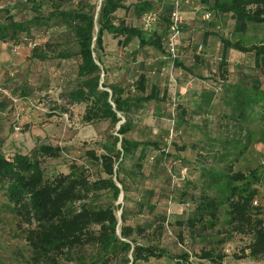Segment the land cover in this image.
Listing matches in <instances>:
<instances>
[{
	"label": "trees",
	"instance_id": "obj_1",
	"mask_svg": "<svg viewBox=\"0 0 264 264\" xmlns=\"http://www.w3.org/2000/svg\"><path fill=\"white\" fill-rule=\"evenodd\" d=\"M178 1L183 18L185 5L202 12V40L185 44L184 21L175 59L168 39L176 0H102L99 9L86 0H15L0 7L3 44L64 32L75 50L60 49L56 59L75 60L76 73L62 100L85 105V123L118 126L116 135L81 148L36 141L11 156L0 144V221L8 215L24 233L28 264H191L181 249L187 240L202 246L205 264H224L223 250L234 243L233 259L264 261V161L249 159L262 157L257 147L264 146V0ZM159 8V21L145 32L143 16ZM106 35L133 47L137 71L120 83L106 80ZM53 44L35 46L34 57L46 61ZM232 52L245 62L232 64ZM175 71L212 86L188 95ZM7 101L0 94V111ZM149 117L167 118L179 139L171 140L170 129L156 140L130 139ZM188 127L198 141L183 139ZM172 205L181 211L171 213ZM171 234L175 249L165 244Z\"/></svg>",
	"mask_w": 264,
	"mask_h": 264
},
{
	"label": "rangeland",
	"instance_id": "obj_2",
	"mask_svg": "<svg viewBox=\"0 0 264 264\" xmlns=\"http://www.w3.org/2000/svg\"><path fill=\"white\" fill-rule=\"evenodd\" d=\"M14 1L0 0V7L8 6L9 8ZM86 1L98 6L99 9L102 0ZM136 1L139 0H129V3ZM12 13L20 14L17 16L18 19L30 18L28 14H21L20 10H14ZM183 13L184 21L188 27L183 32V41L186 45L189 41L200 43L202 33L199 30L201 29L202 12L197 5H185ZM3 15H5L3 12L0 13V17ZM128 18L132 25H138L134 15ZM58 32L63 34H58ZM48 41L51 44L55 42L57 45L53 46L55 45L53 44V48L48 50L47 60L41 61L36 56L34 57L36 54L33 51L35 46L41 48ZM104 42L106 49L102 57L109 72L106 80L109 83H120L129 79L137 71V64L130 55V50L133 47L124 48L122 41L109 35L105 36ZM68 46L71 47L72 51L75 50L73 42L66 39L64 32L58 29L47 35L39 34L27 42L9 44L0 42V86L9 92L11 97L7 101V110L5 112L0 111V144H2L3 150L11 156L18 152L28 153L35 146L36 141L60 144L62 147L81 148L83 143L94 145L106 135L117 134L118 126L113 128L108 122L85 123L83 119L85 105L70 106L62 100V92L72 86L69 81H73L76 73L75 60L56 59L57 52ZM53 49H55L54 52ZM37 54L43 55L39 51ZM230 59L232 64L245 62L243 56L235 52H232ZM149 63H152V60ZM171 75L179 82L178 87L181 91L187 92L188 95L194 90L201 91L204 87L209 89V85L212 86L211 81L205 82L203 79L197 78L188 83L186 82L188 79L182 71H175ZM201 75L206 78L207 74L202 71ZM237 78V71L233 68L231 79L236 80ZM172 89L174 88L172 87ZM174 96V103H176L178 101L176 92H174ZM56 106L59 109L53 110ZM64 108L67 110H62ZM199 121L198 119L194 120V122ZM123 123L124 120L121 124ZM170 124L167 118L160 120L149 117L137 125V128L130 133L129 138L140 141L156 140L161 134H166V130L170 129L171 140L179 139L180 133L175 131ZM17 128L19 131L16 130ZM183 136V139L188 142H196L201 138L198 132L190 127L184 130ZM257 151L261 153L262 157L255 153L249 159L264 161V146H258ZM78 154L80 153L78 152ZM186 155L191 158L190 154ZM54 165L55 163L51 164V166ZM180 173L183 177L189 175L186 170H181ZM0 201H3L1 196ZM169 211L177 213L181 211V207L172 205ZM23 237L24 233L9 219V216L2 215L0 221V264H28L30 252ZM175 240L176 236L171 234L165 244L175 249ZM200 247L202 246L198 241L192 240H187L182 246V251L189 253L191 264H205L204 260L198 258L201 255ZM237 249L236 243L226 245L223 250L227 256L224 264H264V261L256 263L233 259L232 255Z\"/></svg>",
	"mask_w": 264,
	"mask_h": 264
},
{
	"label": "built area",
	"instance_id": "obj_3",
	"mask_svg": "<svg viewBox=\"0 0 264 264\" xmlns=\"http://www.w3.org/2000/svg\"><path fill=\"white\" fill-rule=\"evenodd\" d=\"M175 4L177 5L175 10L172 13V27H171V36L168 39V44L170 47V51L172 54V57L175 59L176 58V47L179 44V37H180V30H181V26L184 24V18L180 13V9H179V1L176 0ZM162 9H156V10H152L147 12L142 19L143 22V28L145 32H149L151 31L155 25L157 24V22L159 21L160 18V14H161ZM210 15H206L204 17L205 20L209 19ZM0 94L3 95V97H5L7 100H9V92L6 91L5 89H3L2 87H0ZM11 99V97H10ZM17 131H19V129H16Z\"/></svg>",
	"mask_w": 264,
	"mask_h": 264
}]
</instances>
